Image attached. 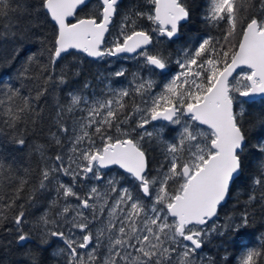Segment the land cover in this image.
I'll return each mask as SVG.
<instances>
[{
	"label": "snow or ice",
	"instance_id": "1",
	"mask_svg": "<svg viewBox=\"0 0 264 264\" xmlns=\"http://www.w3.org/2000/svg\"><path fill=\"white\" fill-rule=\"evenodd\" d=\"M88 4L0 0V19L12 20L0 25V76L9 77L0 79V137L39 155L25 163L0 147V233L21 247L38 241L23 253L29 264H41L38 249L51 239L64 244L63 264H217L203 254L211 238L244 235L249 206L264 209L260 159L244 211L217 223L248 167L246 124L259 126L254 149L264 155V111L234 107L240 97H264V0H206L202 20L223 25L221 34L198 37L174 61L162 42L178 38L191 19L185 0H145L123 14L121 0H98L79 16ZM41 16L55 25L50 36L39 31ZM34 42L39 54L28 51ZM71 49L97 59L131 54L149 75L132 73L128 87L110 82L100 95H61L69 76L80 75L67 66L57 71ZM156 74L170 78L161 87ZM168 131L175 135L166 138ZM33 138L45 143L29 145ZM153 145L162 156L155 167ZM113 166L122 171L110 174ZM49 196L29 227L28 209ZM240 264H264V244L248 248Z\"/></svg>",
	"mask_w": 264,
	"mask_h": 264
},
{
	"label": "trees",
	"instance_id": "2",
	"mask_svg": "<svg viewBox=\"0 0 264 264\" xmlns=\"http://www.w3.org/2000/svg\"><path fill=\"white\" fill-rule=\"evenodd\" d=\"M35 3V0H31ZM186 4L191 9V19L186 23L181 31V34L178 38H175L174 41H163L162 48L166 54H171L173 61L179 53V49L187 47L192 44L198 37L205 34L211 35H220L221 29L215 28L213 26L206 25L202 20V15L204 8L206 6V0H185ZM98 0H90L88 7L83 8V10L78 11L79 16H84L88 13L94 6H96ZM145 3V0H121V14L133 4L142 5ZM12 20L0 19V25L5 23H11ZM40 22L43 24V27L39 31L44 32L47 35H51L55 27L54 23L50 20L44 22V17H40ZM117 25L119 24V18L116 20ZM146 27H150V22L144 21ZM35 41V38H33ZM41 45L39 42L29 43L28 51L35 52L39 54L41 52ZM27 54V53H26ZM48 53H44V60L47 61ZM67 66L68 68H73L74 70L78 68L80 75L79 76H69V82L66 86H62L64 91L61 95H66L67 92L73 90H83L86 94L100 95L101 93L107 92V85L111 82V86L114 88L128 87L129 82L132 79V73L138 71L142 72V61L137 62L131 58L127 57H105L103 59H90L85 54L77 52L75 50L70 51V54H65L64 58L60 61V64L57 68L59 71L60 68ZM172 72H175L176 65L173 63L170 65ZM121 68L127 70V75L125 77L116 78L111 76L112 73L120 70ZM144 76H148L149 73L142 72ZM170 76H162L156 74L152 76V79L158 81L161 84L167 82ZM0 79L8 80V76H0ZM13 81L15 80V73L12 74ZM88 83L89 88L84 89L83 85ZM17 86H19L17 84ZM154 91H159L155 89ZM238 95V94H237ZM240 97L237 101V106L235 110L239 112L240 105L244 108L246 113L258 114L261 111H264V97L258 98L254 101H246ZM245 119H251L250 116H245ZM246 128L249 129L248 138L249 143L248 147L245 149V155L247 157L248 167L245 169L244 177L242 180L238 181L232 189L231 198L223 204L219 210V219L217 223L224 224L226 218L233 215H238L240 212L244 211V201L248 199V193L251 190V181L248 179L256 171L257 163L260 159H264V155L258 153L254 149V145L257 144L258 139L260 138V129L258 125L255 124H246ZM169 128H175L176 131L179 129L176 126H169ZM174 131H168V136L166 138H171L174 136ZM34 143H45L43 139L33 138L29 140V145ZM0 147H2L6 154L9 156H16L17 158H22L25 163L29 160L35 162L39 159V155H30V148L26 147L22 151L18 149L17 146L10 144L4 137H0ZM151 151V156L154 159L153 167L157 166L156 162L162 159L160 155V148L156 145H153ZM52 153L50 152L49 155ZM111 171H114L113 174L120 172L118 167H112ZM67 179V178H64ZM54 195V193H53ZM52 197L49 196L47 199H41L38 204L28 209L29 215L28 226L31 227L40 215L47 208V200H50ZM249 211L253 213L251 217V227H249L244 235H238L236 233H228L225 236H213L209 243L206 244L203 250V254L213 257L217 260V264H240V258L243 253L248 248L259 247L261 244H264V209L261 208L259 203H253L249 206ZM0 240L3 241L4 245H8L9 241H12L11 236H4L0 233ZM36 242L26 243L24 247L18 245L15 241H12L10 246L2 247L0 246V264H29V258L23 255L24 252L29 250H37ZM64 244L58 239H51L48 245L41 246L38 251L40 253L41 264H63L64 257L57 256L59 249L63 248Z\"/></svg>",
	"mask_w": 264,
	"mask_h": 264
},
{
	"label": "water",
	"instance_id": "3",
	"mask_svg": "<svg viewBox=\"0 0 264 264\" xmlns=\"http://www.w3.org/2000/svg\"><path fill=\"white\" fill-rule=\"evenodd\" d=\"M89 2H90V0H89ZM70 19V22H75V20H74V18H69ZM72 50H75V49H71V50H69V51H72ZM75 51H77V52H80L79 50H75ZM80 53H82V52H80ZM84 54V53H83ZM86 55V54H85ZM128 55H131V54H128ZM87 56V55H86ZM88 57V56H87ZM90 59H97V58H91V57H89ZM240 69H237V71L235 72V73H233V76H235L236 75V73L239 71ZM243 98V97H242ZM258 98H262V96H259V95H257L256 97H254V98H252V99H248V98H243L244 100H246V101H254V100H256V99H258ZM117 167V166H116Z\"/></svg>",
	"mask_w": 264,
	"mask_h": 264
},
{
	"label": "rangeland",
	"instance_id": "4",
	"mask_svg": "<svg viewBox=\"0 0 264 264\" xmlns=\"http://www.w3.org/2000/svg\"><path fill=\"white\" fill-rule=\"evenodd\" d=\"M245 71H247V69H245ZM175 72H173V74H174ZM240 74V71H238L237 73H236V75L235 76H238ZM170 78V77H169ZM149 130H151V129H149ZM113 173H114V171H112ZM112 173V174H113Z\"/></svg>",
	"mask_w": 264,
	"mask_h": 264
},
{
	"label": "flooded vegetation",
	"instance_id": "5",
	"mask_svg": "<svg viewBox=\"0 0 264 264\" xmlns=\"http://www.w3.org/2000/svg\"><path fill=\"white\" fill-rule=\"evenodd\" d=\"M112 76V75H111ZM113 172L111 171V173L110 174H112Z\"/></svg>",
	"mask_w": 264,
	"mask_h": 264
}]
</instances>
